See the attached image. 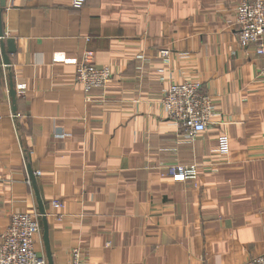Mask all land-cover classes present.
<instances>
[{
  "label": "crops",
  "instance_id": "obj_1",
  "mask_svg": "<svg viewBox=\"0 0 264 264\" xmlns=\"http://www.w3.org/2000/svg\"><path fill=\"white\" fill-rule=\"evenodd\" d=\"M241 1L7 0L2 29L16 51L0 66V236L12 213H41L39 196L54 264H68L73 247L90 264H246L262 254L264 56L239 44ZM88 50L113 73L89 93L76 82ZM185 80L214 98L194 139L161 102ZM171 164L199 175L175 180ZM42 218L36 250L46 257Z\"/></svg>",
  "mask_w": 264,
  "mask_h": 264
},
{
  "label": "built area",
  "instance_id": "obj_2",
  "mask_svg": "<svg viewBox=\"0 0 264 264\" xmlns=\"http://www.w3.org/2000/svg\"><path fill=\"white\" fill-rule=\"evenodd\" d=\"M85 2L86 0H72V5L79 8ZM236 23L240 46L253 48L258 55L264 56V0L241 1L237 9ZM1 41L0 36V66H4ZM161 54L167 55L168 51L163 49ZM258 74L264 79V64ZM112 78L111 68L97 65L94 51H86L84 60L78 64L76 82L89 93L94 89L104 88ZM18 80L19 78L16 79ZM18 85L20 91H23L25 85ZM161 102L178 130L185 132L192 139L207 130L214 116V98L203 92L201 82L196 80L170 84ZM218 143L219 153L228 154V135L222 132ZM168 172L175 180H194L199 175L196 165L171 164L168 166ZM40 174V171L35 172V175ZM52 204L56 208L63 207L57 200H53ZM41 216L38 211L12 213L8 227L0 236V264H50L48 259L36 250L37 237L42 232ZM58 218L61 219L62 215ZM68 264L90 263L85 259L80 247H73ZM246 264H264V252L249 259Z\"/></svg>",
  "mask_w": 264,
  "mask_h": 264
},
{
  "label": "water",
  "instance_id": "obj_3",
  "mask_svg": "<svg viewBox=\"0 0 264 264\" xmlns=\"http://www.w3.org/2000/svg\"><path fill=\"white\" fill-rule=\"evenodd\" d=\"M7 6V0H0V36L2 37L1 41V52H2V57L5 65H9L10 61L8 58V54L14 53L16 51V45H15V40L13 38H7V40H4V33L2 29V22H1V16H2V11L6 8ZM5 43H7L8 49H5ZM13 85V82H12ZM14 89L12 86L11 93L12 96H14ZM29 175L31 179L35 182V176L31 168H29ZM39 204H40V211L42 214V220H43V227H44V242L46 244V257L49 261L50 264H54L53 257H52V252H51V247H50V240H49V228H48V221L45 215V210L42 201L40 200L39 196Z\"/></svg>",
  "mask_w": 264,
  "mask_h": 264
}]
</instances>
